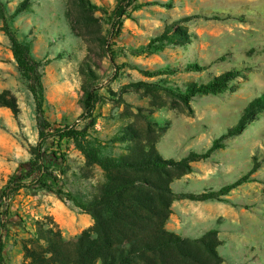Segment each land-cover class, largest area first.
<instances>
[{
  "label": "rangeland",
  "instance_id": "obj_1",
  "mask_svg": "<svg viewBox=\"0 0 264 264\" xmlns=\"http://www.w3.org/2000/svg\"><path fill=\"white\" fill-rule=\"evenodd\" d=\"M3 1L12 13L22 0ZM91 2L100 9L95 12L98 23L89 26L75 22L70 0H31L30 8L10 21L19 38L31 43L33 56L41 63L46 96L43 106L21 75L0 19V92L10 90L20 108L15 115L0 106V247L5 245L6 264L27 263L16 239L29 236L26 230L13 226L8 215H21L27 229L37 220L55 221L66 238L93 224L91 216L70 201L32 185L43 172L24 181L20 188L14 183L7 186L18 166L33 158L35 147L58 139L64 131L59 129L65 125L83 126L91 119L83 102V85L91 82L82 71L87 63L100 76L91 88V95L98 92L100 96L92 118L103 138L136 119L138 107H150L149 98L139 91L129 89L119 94L132 81L163 77L171 85L183 86L191 80L207 81L232 68L242 70L224 93L194 97L191 112L164 95L168 105L156 109L153 120L169 125L158 143L166 158L181 159L191 151L208 149L214 139L238 122L246 105L264 93V0H137L144 6L133 11L125 0L121 6L132 12V17L114 16L112 21L102 7L111 12L118 0ZM215 13L223 18H208ZM190 15L194 16L187 22L193 34L190 44L170 46L149 56L135 54L136 48L161 33L167 24ZM189 62L209 67L203 72L184 71ZM134 65L152 70L170 65L181 70L150 78ZM43 119L48 125L46 139L40 135ZM223 143L225 146L210 158L194 162L193 172L172 183L177 195L219 190L250 173L255 162L258 167L224 200L194 201L177 196L168 228L193 238L219 228L224 264H264V110L241 134L227 137ZM66 152L67 189L92 196L105 179L104 171L97 165L87 166L73 144ZM42 161L40 157V164Z\"/></svg>",
  "mask_w": 264,
  "mask_h": 264
},
{
  "label": "trees",
  "instance_id": "obj_2",
  "mask_svg": "<svg viewBox=\"0 0 264 264\" xmlns=\"http://www.w3.org/2000/svg\"><path fill=\"white\" fill-rule=\"evenodd\" d=\"M124 1L118 0V5L111 12L102 7L109 14V20H114V16L121 19L132 17V12H127L121 6ZM136 2L137 0H128L131 11L144 6L143 3ZM30 5L31 0H22L12 13H8L5 2L0 0V19L3 23L1 30L12 42L13 54L21 75L33 89L39 106H43L46 96L43 73L39 70L41 63L33 56L31 43L21 40L10 24L11 20L29 9ZM70 8L75 10V22L78 24L89 26L99 21L95 12L100 7L91 0H70ZM221 16L220 13H215L208 18L221 19ZM193 17L184 16L167 24L161 33L136 48L135 54L149 56L170 46L190 44L193 34L189 31L187 22ZM115 27L114 24L113 28ZM208 67L209 64L189 62L183 70L203 72ZM135 68H139L150 78L174 75L181 70L170 65L153 70L138 66ZM82 71L91 78L88 85H83L84 107L90 110L91 119L83 126L62 125L64 127L59 131H64L59 134L58 139L54 138L49 145L48 139L42 146L35 147L33 158L18 166L7 186L14 183L20 188L24 181L36 177L37 172H43L42 178L32 185L70 201L80 212L89 214L93 224L75 237L66 238L55 221L37 220L27 229L26 220L21 215H8L14 220L13 226L26 230L29 234L20 240L16 239L22 246L26 264H224V256L219 250L223 244L219 228H210L195 238L183 236L168 228L173 203L177 196L194 201L224 200V196L249 178V174L259 163L255 162L250 173L219 190L177 195L172 183L193 172L194 162L206 160L217 149L223 148L225 138L241 134L249 123L257 119L258 114L264 110V93L253 98L244 108L238 122L214 139L208 149L191 151L181 159H174L166 158L158 150V143L169 125H161L153 120L156 109L168 105L164 95L173 98L179 102L177 104L184 105L191 112L194 97L224 93L242 75L241 69L226 70L207 81L191 80L183 86L171 85L163 77L156 81L138 80L124 85L120 95L129 89L139 91L149 98L150 107H138L136 119L123 125L109 138L101 137L96 128V119L92 118L100 96L98 92L91 95V88L99 81L100 76L88 63ZM0 106L11 109L15 115L20 111L18 99L10 90L0 92ZM176 106L179 105H172ZM140 120L142 124L139 123ZM41 125L40 135L46 139L44 130L48 125L44 119L41 120ZM69 144H73L82 153L87 166L97 165L105 173L104 181L90 197L66 187L64 175ZM54 146L57 148L53 149ZM50 148L53 150H49ZM40 157L43 158L41 164ZM5 252L3 245L0 247V264H6Z\"/></svg>",
  "mask_w": 264,
  "mask_h": 264
}]
</instances>
